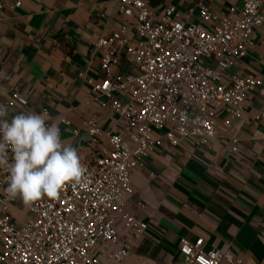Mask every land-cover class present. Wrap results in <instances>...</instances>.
<instances>
[{
	"label": "built area",
	"instance_id": "2783aa9c",
	"mask_svg": "<svg viewBox=\"0 0 264 264\" xmlns=\"http://www.w3.org/2000/svg\"><path fill=\"white\" fill-rule=\"evenodd\" d=\"M6 2L18 7L21 1L0 0V11ZM118 3L123 22L95 41L101 75L88 83L93 98L115 114L119 129L102 130L91 116L86 132L95 150L84 164L85 178L65 185L58 199L24 205L19 220L10 209L21 200L6 195L8 174L0 169V264H136L130 257L147 224L137 215L145 209L142 201L135 211L126 208L131 171L163 141L208 146L217 135V119L226 126L240 119L248 94L260 84L253 76L225 72L246 54L256 32L264 37V0H246L225 12L198 1L182 16L172 4L155 15L143 0ZM193 14L196 20L189 21ZM259 62L264 66V56ZM14 102L26 103L13 94L5 106ZM262 117L264 112L254 115ZM230 142V151L237 152V139ZM202 244L203 237H180L182 264H241L230 252L204 251Z\"/></svg>",
	"mask_w": 264,
	"mask_h": 264
},
{
	"label": "crops",
	"instance_id": "0c3cea01",
	"mask_svg": "<svg viewBox=\"0 0 264 264\" xmlns=\"http://www.w3.org/2000/svg\"><path fill=\"white\" fill-rule=\"evenodd\" d=\"M20 1L18 7L6 2L0 11V92L6 91L0 103L16 94L26 103L14 102L10 116L46 112V121L58 124L62 141L74 146L83 165L88 164L95 146L89 142L86 121L94 115L100 129H119L115 114L106 102L93 98L88 83L101 75V50L95 41L123 22L118 0ZM143 1L155 15L172 4L182 16L198 1L225 12L231 6L241 8L246 0ZM188 20L195 21V15ZM263 56L264 37L256 32L246 54L233 59L225 72L260 80L248 94L240 119L229 126L217 119V135L208 146L163 141L131 171L126 208L135 211L142 201L145 209L137 215L147 227L130 261L182 264L179 238L193 242L203 237L204 251L225 250L241 264H264V117L254 119L264 112ZM232 136L237 152L230 151ZM106 142L102 136L100 143ZM18 203L10 209L15 220L25 210Z\"/></svg>",
	"mask_w": 264,
	"mask_h": 264
},
{
	"label": "clouds",
	"instance_id": "9594fccd",
	"mask_svg": "<svg viewBox=\"0 0 264 264\" xmlns=\"http://www.w3.org/2000/svg\"><path fill=\"white\" fill-rule=\"evenodd\" d=\"M0 169L8 174L6 195L25 206L45 197L58 199L65 185L80 184L87 172L78 150L62 141L58 124H48L43 113L33 111L10 116L3 103Z\"/></svg>",
	"mask_w": 264,
	"mask_h": 264
},
{
	"label": "rangeland",
	"instance_id": "374dc122",
	"mask_svg": "<svg viewBox=\"0 0 264 264\" xmlns=\"http://www.w3.org/2000/svg\"><path fill=\"white\" fill-rule=\"evenodd\" d=\"M23 205H24L23 202H19V203H18V206H19L20 208H22Z\"/></svg>",
	"mask_w": 264,
	"mask_h": 264
}]
</instances>
